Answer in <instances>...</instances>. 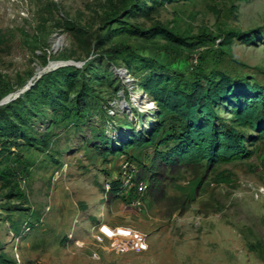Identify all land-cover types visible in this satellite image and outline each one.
<instances>
[{
  "label": "rangeland",
  "instance_id": "374dc122",
  "mask_svg": "<svg viewBox=\"0 0 264 264\" xmlns=\"http://www.w3.org/2000/svg\"><path fill=\"white\" fill-rule=\"evenodd\" d=\"M151 65L264 86V0H0V264H264V139L193 167L154 165L151 144L117 152L157 119L138 88ZM125 163L149 179L141 205ZM95 224L147 249L100 248Z\"/></svg>",
  "mask_w": 264,
  "mask_h": 264
},
{
  "label": "trees",
  "instance_id": "16d2710c",
  "mask_svg": "<svg viewBox=\"0 0 264 264\" xmlns=\"http://www.w3.org/2000/svg\"><path fill=\"white\" fill-rule=\"evenodd\" d=\"M139 6L141 11H149L145 3ZM152 32L166 40L172 41L175 37L161 27L154 28ZM234 35L236 39L252 41L243 34ZM149 69L138 88L145 98L153 100L157 119L149 128L132 133L133 137L127 138L126 144H120L117 152L130 146L142 148L151 144L154 146V165L193 167L202 163L214 165L243 156L246 154V139H264V86L228 76L213 67L187 76L169 73L168 67L151 65ZM123 90L126 92L125 88ZM85 96L83 91H79L75 97V117L78 120L88 112ZM78 105L84 110L79 111ZM129 109L133 116L144 115L133 106L129 105ZM170 127L168 136L163 132L161 135V131ZM144 180L149 179L145 177ZM120 190V182L111 185L112 192Z\"/></svg>",
  "mask_w": 264,
  "mask_h": 264
},
{
  "label": "built area",
  "instance_id": "2783aa9c",
  "mask_svg": "<svg viewBox=\"0 0 264 264\" xmlns=\"http://www.w3.org/2000/svg\"><path fill=\"white\" fill-rule=\"evenodd\" d=\"M129 167L130 164L128 163H125V165L122 166L124 174L123 178L124 181L126 180V185L130 183L135 186V190H139H137L139 196H137L135 200L137 201L136 205H141L140 197H142L144 194L147 183L144 178L141 182H139V178L134 179L133 173H129L128 171ZM93 227L95 230V235L93 236L94 243L100 248L105 246V243H107L108 249L117 254H124L127 252L141 253L147 249L146 237L140 232L129 227L121 226L116 228H108L102 224H95ZM94 256L95 255L93 254V257Z\"/></svg>",
  "mask_w": 264,
  "mask_h": 264
},
{
  "label": "bare ground",
  "instance_id": "6f19581e",
  "mask_svg": "<svg viewBox=\"0 0 264 264\" xmlns=\"http://www.w3.org/2000/svg\"><path fill=\"white\" fill-rule=\"evenodd\" d=\"M54 46H55L56 48H57V47H60V46H61V41H59V40H58V41H56V43H55V45H54ZM122 76H123V75H122ZM138 96H139V95H138ZM146 104H149V103H146ZM151 105H152V104H151ZM152 106H154V104H153ZM152 106H151V107H152ZM146 107H148V108H149V105H147Z\"/></svg>",
  "mask_w": 264,
  "mask_h": 264
},
{
  "label": "water",
  "instance_id": "95a60500",
  "mask_svg": "<svg viewBox=\"0 0 264 264\" xmlns=\"http://www.w3.org/2000/svg\"><path fill=\"white\" fill-rule=\"evenodd\" d=\"M118 72H119V70H118Z\"/></svg>",
  "mask_w": 264,
  "mask_h": 264
}]
</instances>
